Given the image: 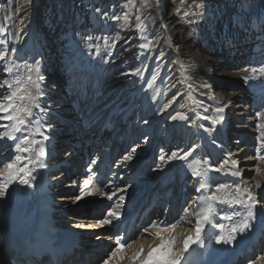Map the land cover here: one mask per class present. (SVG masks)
<instances>
[{"label": "bare ground", "instance_id": "1", "mask_svg": "<svg viewBox=\"0 0 264 264\" xmlns=\"http://www.w3.org/2000/svg\"><path fill=\"white\" fill-rule=\"evenodd\" d=\"M43 1L27 0L21 6L19 3L15 9L14 19H23L26 27L22 34L19 32L13 37L11 27V42L8 46L10 55L7 59L17 64L39 61L41 73L45 76L42 82L45 94L41 106L47 108V112L34 111L37 113L36 118L45 125V134L50 137L44 142L47 155L43 159L48 167L32 171L34 179H31V186L19 183L23 175L21 173L8 187L6 196L0 198V236L7 235L5 226L10 225L18 232H23L24 237L45 236L51 241L53 237H57L63 245L68 243L74 247L76 253L68 260H74L75 263L78 262L76 259L81 261L88 257L82 251L79 253L80 245L85 248L93 246L96 248V256L94 259L90 258V263L99 259L98 264H102L114 246L115 237L121 235L122 222H126L137 207L149 206L165 183L169 184L167 191H170V194L165 215L161 219L168 224L180 216H186L192 223L188 224L182 220L174 234L179 230L184 232L183 238L193 235L196 218L191 213L198 211L193 200L201 195L195 190L199 187L198 178L192 177L190 171V163L194 159L206 162L202 164L203 168H208L209 165L212 168L220 167L226 159L240 161V170L243 172L241 178L226 175L224 171H209L207 183L210 187L208 191L201 190L204 195L215 190L219 184L234 186V181H237L246 186L253 185L257 180L261 182V189L253 190L261 195L264 193V173H256L253 164L257 161L248 159L255 156L259 147L256 140L260 137L262 129L258 125L264 121L254 116V98L240 85L236 72L231 69L246 62V52L253 49L250 45L252 39L248 37L239 48H231V45L221 47L222 55L217 59L218 52L203 50L192 40L182 18L176 13L178 0H171V5H167L165 0H155L156 9L143 14L148 27L145 36L153 41L154 46L151 52L141 55L144 67L140 77L133 81H116L101 88L85 87L74 93L67 90V85L55 75L56 73L53 74L49 68L47 71L41 54L43 45L39 32L41 28L38 24V8ZM161 6L165 9L161 10ZM262 9L263 7L260 8ZM17 24L23 27L18 22ZM84 24L94 28L89 22ZM13 47L16 49L14 53L11 52ZM160 51L164 52L162 59L158 58ZM178 62H182L184 68H181ZM0 67L2 68V65ZM157 71L159 75L152 80ZM1 74L7 77V73ZM205 85H210L211 88H205ZM174 95L176 99L165 109L163 106L169 103ZM211 95L220 103L210 99ZM229 101L231 103L225 108L222 123L213 124L211 120L203 119L204 116H214L215 108ZM206 108L208 111H205ZM176 112L185 113L188 119L173 121L170 116ZM135 123L136 127L133 126ZM5 130L0 127V132ZM25 134L30 135V132ZM237 138L239 142H235ZM36 139L40 137L37 136ZM19 142L23 146V141ZM237 143L240 146H235ZM121 145H124L122 150L119 149ZM128 145L130 147L127 149ZM190 148H195V151L187 160L168 159L172 152L182 155L180 150L187 151ZM160 151V157L157 158ZM98 152L100 157L96 156ZM261 154L264 155V150H261ZM16 155L31 157L34 153L18 152L15 142L0 141V166L6 161H14ZM129 155L131 159L125 160ZM161 156L164 157L163 160ZM90 160L94 161L91 163ZM88 162L91 164L87 165L82 181L78 173L74 174L73 171L81 169L82 165ZM62 166L64 169H71L70 178L65 177L64 170L56 173ZM259 166L264 168V164ZM229 167L230 165H224L225 169ZM252 176L253 178L248 180ZM85 181H91L90 187L93 189L100 187L105 192L114 191L116 196L108 200L105 196L89 195L75 200ZM181 183L185 200L178 194ZM187 183H190L191 194L187 192ZM121 189L125 191L122 192ZM121 195L123 200L118 198ZM188 195L193 196L188 198ZM116 199H119L116 203H120L118 210L122 213L120 220L113 219L112 225L99 224L107 215L105 206ZM189 205L191 208L185 213L183 210ZM213 208L212 223L205 225L202 234L203 247L194 244L188 252L181 250L180 255L185 258L183 264H240L245 259V252L249 253L250 249L254 250L257 246L258 249L262 248L256 255L264 257V220L255 228L256 232L250 238L249 234L246 235L247 232L243 235L237 233V239L232 244H218L215 242L216 236L229 234L233 224L241 218V209L225 204H213ZM234 211L238 215H235L233 220L223 219L226 215H233ZM63 219H67L68 223H60ZM144 224L143 228L148 226L150 221ZM219 224L224 225L223 231L216 226ZM71 230L90 234L71 233ZM150 231H163L165 235L168 234L160 227ZM78 235L82 240L73 242ZM106 239L110 240L109 246L105 244ZM156 244H159V240L145 233L144 237L137 239L126 252L131 256L140 245L147 251L149 246ZM42 252L43 250L41 254ZM57 253V264H63L66 253ZM99 253L105 257L99 258ZM12 259L7 253L4 257L0 256V264H15ZM253 261L255 264H264L260 259ZM36 263L40 264L39 261ZM125 264L128 262L125 261Z\"/></svg>", "mask_w": 264, "mask_h": 264}, {"label": "snow or ice", "instance_id": "2", "mask_svg": "<svg viewBox=\"0 0 264 264\" xmlns=\"http://www.w3.org/2000/svg\"><path fill=\"white\" fill-rule=\"evenodd\" d=\"M143 3L146 7L148 6V0H143ZM184 3L185 0H181V6ZM181 6H177L176 11H183L184 16H188V10L183 9ZM125 7L127 8V11L124 12L123 16L112 15L111 17H107V13L104 14L107 19H110L111 21L115 22L122 20L124 22L123 27L120 29L121 32L124 31L125 28L131 26L132 21L130 17L132 9H136L137 13L141 11L136 7V0H127ZM196 8L199 9V14L202 17L204 5L197 4ZM0 11H5L4 6H0ZM96 11L99 12L100 9H96ZM193 14H196L195 11ZM135 19V30L139 34L140 40L143 41L136 45V47L141 50H145V52L140 53L141 55H144L146 52H151L154 45L153 41L144 35L147 25L141 19V16L136 15ZM11 21L12 15L6 13L2 22H0V65H2L0 71L7 73V77L0 79V89L5 90L0 92V121L7 122L0 123V127L6 129L5 131L0 132V141H13L15 142V149L18 152H32L34 155L31 157L16 155L14 161L8 163L4 171H0V181H2L0 182V198L6 196L8 187L16 181L17 176H20L21 173L23 175L19 179V183L31 186V179H34L32 171L36 168L43 169L48 167L43 159L47 155L44 142L50 139V137L45 134V125L41 124L40 119L36 118L37 113L34 111L38 110L40 113L47 112V108L41 106V100L45 94L44 89L42 88V82L45 80V76L41 73L39 61H35L32 64H28L27 62L17 64L7 59L10 55V49L8 46L11 42L9 39L11 27H16L17 33L23 32L24 27H26L23 19L19 21V24L23 27L10 25ZM238 23H241V21H238ZM242 30L247 32L248 29L245 27ZM262 31H264V29H262ZM122 38L123 37L118 32L115 37H113L111 45H109L108 38H104V44L105 46L111 47ZM82 39L87 42L93 40V37L91 35H87L86 37H82ZM262 44H264V40H262ZM15 51L16 49L14 47L11 48L12 53ZM163 56L164 52L160 51L158 58L162 59ZM178 63L181 68H184L182 62ZM251 72H259L264 75V67L260 69L252 68ZM140 74V69H137L136 72L132 73V75ZM158 75L159 72L157 71L153 74L152 80H155ZM249 78L250 77H245V80ZM149 87H151V84H149ZM204 87L209 89L211 88L210 85H205ZM209 98L216 101L214 95H211ZM175 99L176 97L174 95L169 103L165 104L163 107L167 109ZM216 102L220 103L219 101ZM230 103L231 102L229 101L223 106L216 107L214 116H204L203 119L211 120L213 124L222 123L224 121L223 113L225 108H227ZM205 111H208V109L206 108ZM256 116L259 117L261 121H264V110L256 112ZM170 118L173 121H185L188 119V116L183 112H176L175 115H171ZM145 123H147V121H145ZM48 127H50V125ZM258 127L264 129V123L258 125ZM29 132L30 135L25 134ZM17 133L21 135L17 136ZM37 136H39L40 139H36ZM258 139L259 147L256 150V154L248 159H253L258 162L253 166L256 173H264V168L259 166L264 164V155L261 154V150H264V130L261 131ZM21 140L23 141V146L19 142ZM180 151L183 153L182 155L174 151L168 156V159L187 160L195 151V148H190L187 151ZM130 159V155L125 157V160ZM161 159L163 160L164 157L161 156ZM203 163L206 162H202L199 159H194V161L190 163L192 177L198 178L197 183L199 184V187L195 190L198 193H201L200 196L194 198L193 200V204H195L198 209V211L191 213V215L196 218L194 234L185 236L182 241L174 234L176 227L182 220L186 221L188 224L192 223V221L187 219L186 216H180L168 224H165L163 219L157 218L156 220L151 221L148 226L144 227L142 231L134 237L117 235L115 237L114 246L111 248L107 258L103 259L102 264H125V261H127L128 264H183L185 258L180 255L181 250L183 252H188L190 247L194 244L203 247L204 239L202 234L204 233L205 225L212 223L214 213L213 204H225L230 207L241 206L244 208L243 215L238 222L233 224L229 234L217 235L215 240L216 243H222L225 245L232 244L237 239V233L243 235L244 233L250 231L253 227V221L257 218L256 209L258 205H260L261 215H264V203H262L261 199H257L253 190L261 189V182L257 180L253 185L246 186L237 181H234V186L229 184H219L215 190L210 191L208 195H204L201 190L203 189L208 191L210 187L207 183V173L209 171H224L226 175L234 178H241L243 176V172L240 170V161L237 159H226L224 163L217 168H212L211 165H209L208 168H203ZM224 165H230V167L225 169ZM73 183H75V181ZM90 185L91 181H85L84 187L80 189V194L75 196L74 199L80 200L85 196L100 195L107 197L108 200H112L113 197L116 196V192L114 191L109 193L103 191L100 187L93 189ZM121 191L123 192L125 190L121 189ZM118 198L120 200L124 199L122 195ZM262 198H264V193H262ZM197 201H200L201 203H197ZM205 201H210L212 203L205 204L203 203ZM119 208L120 205L117 204L115 208L108 211L107 215L99 221V224L112 225L113 219L120 220L122 213L118 210ZM190 208L191 205L183 211L188 213ZM235 215H238V213L234 211L233 215H226L223 219L231 221ZM216 226L223 231V224ZM157 227L166 230L168 234L165 235L163 231H150V229ZM145 233L158 239L159 244L149 246L147 251H145V247L143 245H140V247L133 252L131 256H128L126 249L131 248L137 239L143 238ZM260 260L264 262V257H260ZM250 264H255V261H250Z\"/></svg>", "mask_w": 264, "mask_h": 264}, {"label": "rangeland", "instance_id": "3", "mask_svg": "<svg viewBox=\"0 0 264 264\" xmlns=\"http://www.w3.org/2000/svg\"><path fill=\"white\" fill-rule=\"evenodd\" d=\"M4 1L0 0V6L5 8V11H0V22L8 13L13 15L10 24L18 26L17 22L19 23V21L14 19L15 9L19 3L21 6L27 0ZM142 1L136 0V7L141 11L137 13L136 9H132L131 26L121 32L120 29L123 27L124 22L122 20L114 22L107 19V17L112 15L123 16L124 12L127 11L125 7L127 0H44L41 7L38 8V24L41 28L39 32L43 45L41 54L45 60L47 71L50 70L53 74L56 73L55 75L67 85V90L74 93L85 87L89 89L101 88L116 83V81L137 80L140 75H132V73L136 72L137 69H140L141 72L144 67V59L140 54L143 50L136 47L143 41L140 40L139 34L135 30V18L136 15H140L146 24V18L143 14L146 15L148 10L152 12L156 9L155 0H148L147 7ZM170 1L165 0L167 5L168 3L171 5ZM197 4L204 5L202 17L199 14V9L196 8ZM177 6H181V0L177 1ZM181 7L188 10L189 15L184 16L183 11H177L176 13L182 18L187 31L192 36V40H195L203 50L208 49L210 53L218 52L217 59H220V55H222L221 47L231 45V48H239L242 47L248 37L252 39L250 45L253 49L251 52H246V62L244 61L238 64V67L231 69L236 72L240 85L254 98L253 112L256 114V111L264 110V75L259 72H251L252 68L260 69L264 67V44H262V40H264V31H262L264 29V23H262L264 22V0H185ZM262 7L263 9L260 10ZM96 9H100V11L98 12ZM160 9L164 10L165 7L161 6ZM194 11L196 14H193ZM105 13H107V17L104 15ZM238 21H241V23H238ZM84 22H89L94 28L85 26ZM245 27L248 29L247 32L242 30ZM118 32L123 38L116 42L114 46H105L104 38H108L109 45H111L113 37ZM16 33V27H13L12 37ZM87 35H91L93 40L85 42L82 37ZM1 73L2 71H0V79L5 78L6 75ZM245 77L250 78L245 80ZM0 91L4 90L0 89ZM255 114L254 116H256ZM133 126L136 127L137 124L135 123ZM235 142H239L238 138L235 139ZM256 142L259 143L258 138ZM124 145H121L119 149L122 150ZM235 146L238 147L240 144L237 143ZM129 147L130 145L127 146V149ZM121 150L120 152H122ZM160 154L161 151L158 153L157 158L160 157ZM100 155V152H98L96 156L100 157ZM93 161L90 160L91 163ZM8 162L1 164L0 171L5 168ZM91 163L88 162L82 165L84 171L88 168L87 165ZM256 164L257 162L253 166ZM147 172L149 173V171ZM253 176L248 180L252 179ZM189 184L187 183V192L191 194ZM254 193L257 199H261L264 203L261 193L258 191H254ZM192 196L188 195V198ZM118 200L109 203V207L105 206L104 211L108 212L115 207ZM235 207L241 209L239 211L242 216L244 208L241 206ZM256 213L257 218L253 221V227L246 234H249V238L254 235L255 228L261 225L264 220V215L260 213V205L257 206ZM60 223H68V220L63 219ZM74 232L80 233L71 230V233ZM175 235L182 241L184 232L178 230ZM207 236L209 235L207 234ZM108 239L105 242V244H108L107 246L110 243ZM258 247H255L254 250L250 249L249 253L245 252L243 255L245 259L240 264H250V261L259 260L260 255L256 254L261 252L260 248L262 247L259 249ZM104 257V255H101V258ZM246 259H248L247 262ZM98 262L96 261L93 264H98Z\"/></svg>", "mask_w": 264, "mask_h": 264}]
</instances>
